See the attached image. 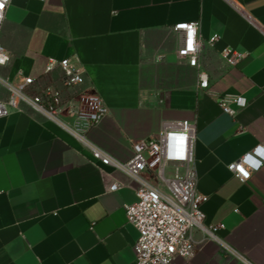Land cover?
I'll return each instance as SVG.
<instances>
[{"label":"crops","instance_id":"0c3cea01","mask_svg":"<svg viewBox=\"0 0 264 264\" xmlns=\"http://www.w3.org/2000/svg\"><path fill=\"white\" fill-rule=\"evenodd\" d=\"M12 0L0 29L11 56L0 74L36 79L71 58L109 108L88 139L119 160L163 122H196L198 191L216 238L172 264H264V164L242 181L229 164L264 146V0ZM198 21L200 67L180 62L173 27ZM218 35L214 45L208 41ZM245 53L236 66L222 50ZM209 88L199 89L200 72ZM62 88L61 70L50 75ZM3 94L0 88V96ZM241 95L247 105H220ZM63 124L32 110L0 118V264H135V191L111 175ZM109 178V179H108ZM200 237V234H197Z\"/></svg>","mask_w":264,"mask_h":264},{"label":"built area","instance_id":"2783aa9c","mask_svg":"<svg viewBox=\"0 0 264 264\" xmlns=\"http://www.w3.org/2000/svg\"><path fill=\"white\" fill-rule=\"evenodd\" d=\"M11 1L0 0V29ZM229 1L239 6L236 0ZM173 29L180 36L179 61L200 67L204 45L200 23L180 22ZM218 39L216 35L208 42L214 45ZM221 53L231 66H236L245 57V53L230 47ZM10 60L11 56L0 39V66L7 65ZM57 67L61 70L62 88L53 85L50 78ZM84 83L83 71L71 58L51 59L46 74L38 79L25 75L22 70L18 72L16 82L0 74L3 92L0 96V118L15 111L32 110L55 120L90 149L95 163L111 167L113 172L123 176L110 173L108 191L130 187L137 195L135 203L125 205L129 223L139 231L135 264H172L178 258H193L205 243L216 238L215 231L219 228L206 225L202 204L208 196L198 191L196 122L189 119L165 121L159 133L134 142L130 159L119 160L87 137L88 132L107 116L109 108L97 91L79 89ZM209 85L208 74L201 71L199 89H208ZM64 91L72 94L67 107L70 120H63L59 115L64 106ZM231 103L245 107L248 102L241 95L220 98L223 110L234 114L236 110ZM263 164L264 146L259 145L230 163L229 169L242 181H247ZM238 257L245 264H252L246 258Z\"/></svg>","mask_w":264,"mask_h":264},{"label":"rangeland","instance_id":"374dc122","mask_svg":"<svg viewBox=\"0 0 264 264\" xmlns=\"http://www.w3.org/2000/svg\"><path fill=\"white\" fill-rule=\"evenodd\" d=\"M71 93L68 91H64L63 93V97H64V106H63V110L61 111V113L59 114L61 118H63V120H70L69 118V114H68V102H69V98H71ZM72 122V121H71Z\"/></svg>","mask_w":264,"mask_h":264},{"label":"snow or ice","instance_id":"6c2138e0","mask_svg":"<svg viewBox=\"0 0 264 264\" xmlns=\"http://www.w3.org/2000/svg\"><path fill=\"white\" fill-rule=\"evenodd\" d=\"M0 62H2V61H0Z\"/></svg>","mask_w":264,"mask_h":264}]
</instances>
